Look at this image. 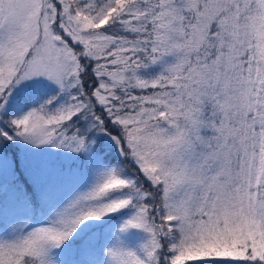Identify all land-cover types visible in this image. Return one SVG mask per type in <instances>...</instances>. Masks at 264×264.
<instances>
[{"label":"snow or ice","instance_id":"6c2138e0","mask_svg":"<svg viewBox=\"0 0 264 264\" xmlns=\"http://www.w3.org/2000/svg\"><path fill=\"white\" fill-rule=\"evenodd\" d=\"M0 264H264V0H0Z\"/></svg>","mask_w":264,"mask_h":264}]
</instances>
